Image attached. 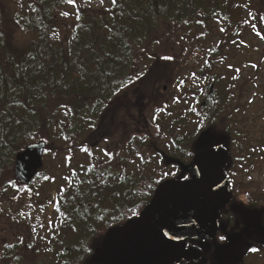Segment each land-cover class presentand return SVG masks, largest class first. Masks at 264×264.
<instances>
[{
    "label": "trees",
    "instance_id": "1",
    "mask_svg": "<svg viewBox=\"0 0 264 264\" xmlns=\"http://www.w3.org/2000/svg\"><path fill=\"white\" fill-rule=\"evenodd\" d=\"M263 1L250 0L244 21L236 0H103L99 8L86 0H0V204L9 198L0 227L17 232L2 242L0 264H92L105 233L137 217L160 184L191 178L196 148L212 136L229 153L224 173L232 200L197 264H217L213 249L225 242L219 236L240 232L245 208L259 210L264 226V205L245 204L237 193L245 184L229 174L245 146L232 124L234 68L215 66L253 19L264 37ZM159 80L172 82L168 99L154 88ZM39 142L55 165L23 185L14 177V158ZM34 196L51 200L38 230L21 215L31 213L21 199L36 206ZM260 239L246 234L227 264L264 252Z\"/></svg>",
    "mask_w": 264,
    "mask_h": 264
},
{
    "label": "water",
    "instance_id": "2",
    "mask_svg": "<svg viewBox=\"0 0 264 264\" xmlns=\"http://www.w3.org/2000/svg\"><path fill=\"white\" fill-rule=\"evenodd\" d=\"M44 149V143H33L15 156L13 172L19 183L27 185L35 178L43 165ZM213 150L219 152L211 176L219 183V187L213 184L215 193L206 191L208 178L199 172L198 152L188 168L191 178L160 184L149 205L137 217L105 233L92 254V264L199 263L202 253L209 252V244L218 234L220 212L232 200L224 173L229 155L223 143L214 144ZM193 172L198 175L194 177ZM241 223L243 228L239 233L227 234L228 239L214 248L212 255L217 264L231 260L249 231L264 238L260 211L243 210ZM188 241L200 243V248L187 247Z\"/></svg>",
    "mask_w": 264,
    "mask_h": 264
},
{
    "label": "rangeland",
    "instance_id": "3",
    "mask_svg": "<svg viewBox=\"0 0 264 264\" xmlns=\"http://www.w3.org/2000/svg\"><path fill=\"white\" fill-rule=\"evenodd\" d=\"M13 1L17 4L23 0ZM258 1L260 2V0H255V3ZM234 4H237L239 5L237 7L242 8L241 18L246 21L250 16L249 13H251L250 0H236ZM101 5L100 0H86L85 6L99 8ZM243 27L238 42L231 46L228 55L222 61L219 60L220 63H215V66L219 67L221 64H226L227 66L233 67V72L235 71L236 85L238 86H243L244 81L251 80V82L244 87L242 93L238 94L237 89V92L235 91L236 96L232 97L233 100H238V104H236L238 110L235 113V121H232V124L235 123L236 127L234 128L240 133H243V137L240 139L245 146L240 153V160L243 159V155L248 153L247 158L249 155L250 161L247 164L246 173L242 170H237L239 167L232 166L231 168L233 169L231 172H228L233 178L237 179L240 184H245L244 189L241 185L237 191V193H241L240 195L242 198L240 199L245 204L257 200L258 205H264V39L262 38V35H257L258 30H263V28L260 27L254 19L250 22V26ZM189 64H193V62H189ZM170 70V68H168V70L165 68V77L169 76ZM159 82V86H155L154 88L157 91L161 88L163 92L167 91L168 94L166 97L168 99L172 94L170 93L173 88V86H171L172 82L163 83L160 80ZM195 82L199 83L198 80ZM189 87H191L190 84ZM146 95L147 94H144L145 99ZM130 97L132 98L131 95ZM155 97L152 96L150 98L154 99ZM149 117H151L150 113L148 119ZM228 140L229 143H234V141H231V138ZM103 148L104 146L101 145L100 150L96 154L97 156L99 153L101 154L103 152ZM229 151L231 150L229 149ZM55 162L56 161L52 160L51 154L42 157V163L44 165L42 168L45 169V171L43 170L45 174H48L47 171L49 170L50 165H55ZM59 170L62 172L61 169H56L55 173L60 174ZM249 177H251V179H249ZM57 181L58 183L55 182L54 186L61 185L60 183H62V179L59 178ZM247 195L249 196V199ZM34 197L37 198V201L33 202L36 206L29 204L31 201H27L25 197L21 199L24 204L23 207H25L23 210L31 211V213L26 212L21 215L25 218L29 217L30 220L26 221V223L29 222L32 227H37L36 230H38L40 224L45 221L47 216L46 211L51 200L50 198L45 197ZM8 199L5 198L3 200L4 203L0 204L1 209H4L6 205H8ZM8 233L7 228L0 227V247L2 246V242H7L10 238L14 239V236L12 235L17 234V232H15V234L11 233L12 235H7ZM229 233L230 232L227 234ZM244 264H264V252L261 251L260 253L249 257Z\"/></svg>",
    "mask_w": 264,
    "mask_h": 264
},
{
    "label": "snow or ice",
    "instance_id": "4",
    "mask_svg": "<svg viewBox=\"0 0 264 264\" xmlns=\"http://www.w3.org/2000/svg\"><path fill=\"white\" fill-rule=\"evenodd\" d=\"M64 2L67 4H73V5L75 4V0H64ZM111 2L113 4H115L117 2V0H111ZM100 3L102 4L103 0H100ZM60 15L67 17L69 15V13L68 12H61ZM249 15H251V13H249ZM260 19L264 20V16L260 17ZM221 31H224V29H221ZM257 35H260V33L258 32ZM262 38H264V37H262ZM162 58L164 60L173 59L170 56H164ZM193 75H195V74L193 73ZM137 78L139 79V77H137ZM180 83L182 84L183 81H181ZM173 100H174V102H179L178 97H173ZM62 107H64V105H62ZM218 143L219 142L217 140H215L212 136L210 139H208L207 143H205L202 147L196 148V150H198L200 152L201 168L199 169V172H203L205 174V177L208 178V182L206 184V191L209 192V194L215 193L213 190V184H215L217 187H219L218 181L211 178L213 168H214V162L217 159V157L219 156V152L213 150V145L218 144ZM82 151L89 152V149L87 147H84V148H82ZM106 155H108V153H106ZM189 155H191V153H189ZM165 175H167V173H165ZM196 175H198V172H193V176L195 177ZM46 179H47V177H46ZM185 179H187V177H185ZM249 179H251V177H249ZM10 183H12V182L10 181ZM13 198L15 199V197H13ZM165 235H168V233H165ZM173 238H175V237H173ZM227 239H228V237L225 235L219 236V240L221 242L226 241ZM7 247H12V245L9 244V245H7ZM249 251L250 252H257V251H259V249L252 247L249 249Z\"/></svg>",
    "mask_w": 264,
    "mask_h": 264
},
{
    "label": "flooded vegetation",
    "instance_id": "5",
    "mask_svg": "<svg viewBox=\"0 0 264 264\" xmlns=\"http://www.w3.org/2000/svg\"><path fill=\"white\" fill-rule=\"evenodd\" d=\"M228 152V151H227ZM246 162H247V160H246V155H243V159H241L240 160V162H237V163H235V164H232V167H242L243 165L245 166L246 165ZM246 209V208H245ZM248 210H253V209H249V208H247ZM242 229V228H241ZM250 232H253V231H250ZM261 242H263L264 243V239H260V240H258L257 241V243L258 244H260L261 245Z\"/></svg>",
    "mask_w": 264,
    "mask_h": 264
},
{
    "label": "bare ground",
    "instance_id": "6",
    "mask_svg": "<svg viewBox=\"0 0 264 264\" xmlns=\"http://www.w3.org/2000/svg\"><path fill=\"white\" fill-rule=\"evenodd\" d=\"M235 85H236V84H235ZM236 86H237V88H236V90H237V89H238V85H236ZM39 143H43V142H39ZM229 161H230V159H229ZM229 161H228V163H229ZM228 163H227V164H228ZM227 164H226V165H227ZM247 164H248V162H246V165H245V166H247ZM249 232H250V231H249ZM249 232H248V233H249ZM248 233H246V234H248ZM246 234H245V235H246ZM245 235H244V237H245Z\"/></svg>",
    "mask_w": 264,
    "mask_h": 264
}]
</instances>
